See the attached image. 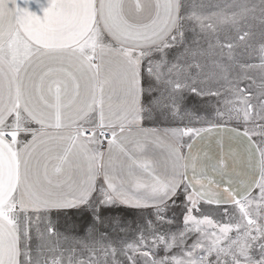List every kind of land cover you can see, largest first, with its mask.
Returning <instances> with one entry per match:
<instances>
[{"label": "snow or ice", "instance_id": "snow-or-ice-1", "mask_svg": "<svg viewBox=\"0 0 264 264\" xmlns=\"http://www.w3.org/2000/svg\"><path fill=\"white\" fill-rule=\"evenodd\" d=\"M34 2L0 0V264H264V0ZM120 208L154 217L117 244Z\"/></svg>", "mask_w": 264, "mask_h": 264}, {"label": "rangeland", "instance_id": "rangeland-1", "mask_svg": "<svg viewBox=\"0 0 264 264\" xmlns=\"http://www.w3.org/2000/svg\"><path fill=\"white\" fill-rule=\"evenodd\" d=\"M206 5H211L216 3V0H203ZM245 60L258 63V56L254 51H251L248 56L245 57ZM249 74L259 80L260 77V70L259 69H250ZM212 87L219 88V85H212ZM222 95L220 97H206L204 100H200L196 97H188L185 101L184 107L188 108L190 111L200 113L205 115L206 117H210L213 114V110L215 107L223 108L224 105L222 101L225 97L228 96V93L225 89L220 88ZM219 102V103H218ZM184 124L188 123L186 119L183 121ZM148 125L158 126L161 128L167 127H174V126H182L179 121L174 120H160L156 119L153 121H148ZM194 126H206L204 125L203 121ZM185 139H188L185 137ZM230 207V206H222V207H214L210 205H206L202 203L200 208L203 214L210 215L215 217L216 219H224L223 212L221 211L223 208ZM117 216L116 219L118 221H123L125 223V227L120 228L119 224L111 228V237L110 240L117 244H122L124 241L134 240L137 234L138 229H142L144 226L145 220L149 219L150 217H154V212L152 209L148 210H130L125 208H120L116 210ZM196 215H200L201 213H195ZM169 216L174 217V223L172 225H165V228H173V229H180L182 227V215H183V205H179L173 209L169 210ZM111 218V217H110ZM57 227L60 231H71L72 225L70 222L66 223L63 218L57 224ZM119 229V230H118ZM75 230L79 232L80 225L77 224L75 226ZM158 255H161L158 251Z\"/></svg>", "mask_w": 264, "mask_h": 264}, {"label": "crops", "instance_id": "crops-1", "mask_svg": "<svg viewBox=\"0 0 264 264\" xmlns=\"http://www.w3.org/2000/svg\"><path fill=\"white\" fill-rule=\"evenodd\" d=\"M45 2H46V0H41V3H45ZM19 4H20V6L22 8H28V10H30L32 12H35L38 15L42 16V14H43L40 5L35 3L34 0H33L32 3L27 4V5L24 3V0H19ZM144 126L145 127H154V128H158V129H164V128H161V127H158V126L148 125V121H145V125ZM230 135H231V133L228 131L227 128L218 129L216 132L211 133V134H204L201 138H198L195 141V143L193 145V152L197 151L198 149H204L205 147H207L209 140L212 143L213 149H215V142L217 140H219L221 137H223L225 139V143L227 145L228 144V139L227 138ZM234 146H237V145H234ZM156 159L160 163L161 167H163V158L160 155L159 151H157ZM204 204H206V203H204ZM206 205H208V204H206ZM210 206L222 207V206H229V205L221 204V205H210ZM125 209H129V208H125ZM130 210H135V209H130ZM143 210H148V209H143Z\"/></svg>", "mask_w": 264, "mask_h": 264}]
</instances>
